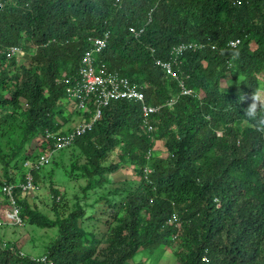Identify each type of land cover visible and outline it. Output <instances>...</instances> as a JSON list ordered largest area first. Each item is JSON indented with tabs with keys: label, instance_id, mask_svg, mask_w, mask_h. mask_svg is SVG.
Returning a JSON list of instances; mask_svg holds the SVG:
<instances>
[{
	"label": "trees",
	"instance_id": "1",
	"mask_svg": "<svg viewBox=\"0 0 264 264\" xmlns=\"http://www.w3.org/2000/svg\"><path fill=\"white\" fill-rule=\"evenodd\" d=\"M0 2V111H9L0 117V166L7 184L23 183L24 177H12L10 170L20 169L21 175L23 163L38 156L25 145L66 122L57 105L63 89L53 80L60 67L75 69L87 37L109 32L105 58L146 86L149 103L177 99L150 116L149 136L140 130L136 104L112 102L101 120L67 148L79 149L74 169L87 179L88 190L126 168L139 178L133 190L111 192L128 194L119 211L101 212L107 230L99 238L81 227L82 208L62 217L54 205L51 219L28 207L29 194L14 189L22 224L57 229L45 254L52 264H126L142 251L164 246L173 235L177 264H264V136L243 125L247 104L238 102L259 88L258 75L264 71V0ZM129 28L141 34L135 37ZM233 41L236 45L229 46ZM189 42L201 48L187 52L174 71L185 89L202 93L198 98L178 96V84L153 66L146 51L152 48L166 60L172 46ZM9 48L24 50L25 57L8 58ZM228 74L232 84L222 86ZM73 116L90 119L78 111ZM156 141L163 143L165 157L155 155ZM116 151L114 162L110 158ZM45 168L32 171L35 183ZM50 192L54 201L62 199L57 190ZM174 213L178 227L167 224ZM10 228L16 227L0 231ZM1 241L0 264H43Z\"/></svg>",
	"mask_w": 264,
	"mask_h": 264
},
{
	"label": "rangeland",
	"instance_id": "2",
	"mask_svg": "<svg viewBox=\"0 0 264 264\" xmlns=\"http://www.w3.org/2000/svg\"><path fill=\"white\" fill-rule=\"evenodd\" d=\"M33 53V51H32ZM230 75L228 74L225 80L227 82L224 85H231ZM260 86L264 87V72L258 75ZM202 93L199 95L201 96ZM2 112L0 111V117ZM11 112V110H10ZM66 113H63L62 117L66 118ZM61 120V119H59ZM79 122L74 116H71L68 121L64 123L61 128L62 132H66L73 128ZM245 125V124H243ZM242 126V124H241ZM2 128L0 127V132ZM219 135V134H218ZM34 148L36 152L42 145L39 143L38 138H35L25 145V148ZM37 148V149H36ZM1 149L5 152L10 150V147L1 144ZM155 155L165 157L166 151L162 142L156 141L154 144ZM35 152V154H36ZM117 151L111 154V161L117 162ZM81 156L79 149L73 147L64 152H57L52 156V163L47 166L42 172L39 183V189L36 194H32L27 197L28 207L32 210L43 212L47 217L54 219L53 206H56V211L62 217L67 216L76 208H82L85 210L86 215L81 221V227L83 230L95 237H100L106 233L105 215H102V211L107 214H112L113 211H119L120 205L123 199L128 193H121L117 195H110L114 190L131 189L133 190L139 183V178L130 168L118 170L108 176V182L102 184L94 190L87 189V179L81 178L80 173L74 169V165L77 162V158ZM11 164H14L11 163ZM59 164V166H56ZM12 165H10V168ZM20 168V166H19ZM72 169V170H71ZM18 170H10L11 176L17 178L20 176ZM53 172V176H50L49 172ZM80 176V177H79ZM3 178V170L0 166V180ZM57 190L59 192L61 200L52 199L53 194L50 190ZM59 200V201H58ZM107 200V201H105ZM57 229H40L33 226L23 224L20 227L14 229H1L0 238L6 242H11L14 247L26 257L41 258L46 254V249L56 238ZM177 246L172 238L168 240L164 246H160L154 251H142L138 253L134 258L128 261L126 264H177L175 252Z\"/></svg>",
	"mask_w": 264,
	"mask_h": 264
},
{
	"label": "clouds",
	"instance_id": "3",
	"mask_svg": "<svg viewBox=\"0 0 264 264\" xmlns=\"http://www.w3.org/2000/svg\"><path fill=\"white\" fill-rule=\"evenodd\" d=\"M0 4L3 7V4L1 2H0ZM2 7H1V9H2ZM130 30L135 31L136 33H138V35L136 36L135 33H132ZM129 32L134 34L135 37H138L141 34L140 30L136 31L135 29H131V28H129ZM102 36L103 37H101V36H98V37L97 36H89V37H87L86 42L88 44V47L82 51L81 56H80L79 60L77 61L76 66H75V69L72 70L73 65H70V64L66 65L65 67H60L59 71H58V75L53 80L54 85L56 87H62L63 93H64L63 96L58 98L57 105L61 108L63 113H66L69 116H67L66 118H64V117H62V118L65 119V121H67V119H69V118L71 119V116H73L74 112L78 111L81 114L86 113V114L90 115L89 121L83 122L82 121L83 118L82 119L76 118L79 120V122L72 128L71 131L68 130L66 132H62L61 129H59L58 131H55V132L49 131V130H44L42 132V134H39L36 138H38V141L42 145V148H40L38 150V152L35 151L38 156H35L36 159L34 162L31 163L29 161H25L23 163V169L24 170H22V174L20 175V177L21 176L24 177V182L21 184L14 185L13 183L7 184L4 179L0 180V185H1L0 186V206L8 207L7 206V204H8L7 199L2 192L3 186L12 185L13 191L17 187L20 188L23 192V196H25V194H29V195L36 194L37 190L39 189V183L34 182L32 171L33 170H39V169H42L44 167L49 166V164L52 162L53 154L60 152L62 150H65V149L67 150V148H69L70 146H73L75 139L84 135L86 132H88L92 128V126L97 121L101 120L102 110L104 108L108 107L112 102L123 101V102H126L128 104H136L139 108V112L141 115L140 130L142 131V133L144 135H147V136L152 134V126L149 124L150 116L159 113L161 111V109H163V108L172 107L176 103L177 99H170L169 101H163L160 104H155V105L149 103L147 101L146 94H145V91L147 89L146 86L142 85V84H138V83L132 81V79H130L126 75L121 74L116 68H113L111 66L109 59L105 58L104 53L106 50H103V49L106 47V43H105V46L103 48H100L99 50H97V48H98L97 41L100 40V41L106 42L108 40V37H109V32L108 31L104 32V34ZM230 43L231 42L228 43L229 46H231ZM234 43L236 45V42H234ZM180 45H185L188 48L186 50H180L179 52H178V50H172L174 47H178ZM231 47H234V46H231ZM195 48H201V44L196 43V42H189V43H180V44L174 45L171 47L170 50H168V54H167L168 57L166 60L158 58L156 56V50H154L152 48H148V50H146L149 57L152 60L153 66L159 68L167 77L174 80L176 82V85L178 84V86L180 88V93L178 94V96L179 95H190V96H195L197 98L200 96L199 95L200 93H196L197 94L196 95L194 92H192V90L190 91V90L185 89L183 86V81H184L183 78L176 76V72L174 71V68H177V72L179 71L178 68H179L180 64L182 63L183 56L187 52L199 51V50H193ZM12 49H14V50H12ZM32 51H33L32 54H34L35 50H32ZM6 53H7L8 58H11V57L15 58L16 61H20L25 57V51L20 49V48H9V50H6ZM88 67H91L93 72H95V73H97L99 70H103L106 73H116L119 77L127 79L131 84L135 85L141 93H143V96H144L143 103H141L139 101H134V100L129 101L126 99H116V100L110 101L108 103V105H106V106H100L97 108V106H94L90 101L82 102V99L78 96L79 94H77L75 88H76L77 83L80 82V79L82 76L80 71L82 69H87ZM226 87H228V84L226 85ZM183 90L190 92V94H183L182 93ZM238 102L247 104V106L243 109L244 124H246L247 126L252 128L254 131L259 133L261 136H264V87L254 89L251 92L250 96H246L243 94L241 97H239ZM82 106H84V107H82ZM143 106H146L147 108L157 109V110L155 112L149 113L147 116L144 117ZM97 109H99V110H97ZM97 111H99V113ZM63 113H62V115H63ZM59 122H61V121L59 120ZM82 126H86L85 130L83 132L78 133V134L75 133L77 128L82 127ZM146 126H150L151 130L147 131ZM47 133L52 134V135H56V136H71L72 135V140L67 147L56 150L55 141L51 138H46ZM50 146H52L51 149H50ZM32 149H34V148H32ZM49 154H51L49 163L36 168L35 165L40 160V157L44 156V155H49ZM34 155H35V153H34ZM150 156H151V154L149 152L147 157H146L147 160H150ZM146 170H149V172H150V169L146 168L144 171L145 174L149 173V172H146ZM10 175H11V173H10ZM28 175H29V177H31L33 185L37 187V189L35 191H28V190L23 189L24 186L26 185V176H28ZM12 195H13V198H15L14 194H12ZM57 199H59V198H57ZM167 224L168 225L176 224L175 226L178 227L177 216L175 213L171 215ZM2 227H4V226H2ZM2 227H0V228H2ZM175 236L176 235H173L172 239ZM1 240L2 239L0 238V241ZM2 244H3V242H2ZM42 257H45V255ZM36 259H39V258H36Z\"/></svg>",
	"mask_w": 264,
	"mask_h": 264
},
{
	"label": "built area",
	"instance_id": "4",
	"mask_svg": "<svg viewBox=\"0 0 264 264\" xmlns=\"http://www.w3.org/2000/svg\"><path fill=\"white\" fill-rule=\"evenodd\" d=\"M2 5L0 4V9ZM132 33H136L133 30H130ZM97 50L105 46V41H97ZM231 46H235L234 42L230 43ZM188 47L185 45H180L174 47L172 50H186ZM14 50V49H12ZM81 79L80 82L76 85V92L78 96L84 101H90L94 106H106L112 100L116 99H126L134 100L143 103V93H141L137 87L131 84L127 79L119 77L116 73H106L103 70H99L97 73L93 72L91 67L87 69H82L80 71ZM183 94H190V92L183 90ZM81 102V103H82ZM83 105V104H82ZM84 107V106H82ZM99 110V109H97ZM157 109L147 108L143 106V115L147 116L151 112H155ZM99 113V111H97ZM86 126L77 128L75 133H80L85 130ZM146 130L150 131L151 127L146 126ZM46 138H51L55 141L56 150L65 148L69 145L72 140L71 136H56L47 133ZM51 154L44 155L40 157V160L37 162L35 167L46 165L50 161ZM149 172V170H146ZM28 191H35L36 186L33 185L31 177L26 176V185L23 188ZM2 192L7 199V206H0V227H19L22 226V219L20 217V207L16 203L15 198H13V186L6 185L2 187ZM175 220V219H174ZM173 222V221H172ZM37 262H42L43 264H52V261L47 257H42L35 259Z\"/></svg>",
	"mask_w": 264,
	"mask_h": 264
}]
</instances>
